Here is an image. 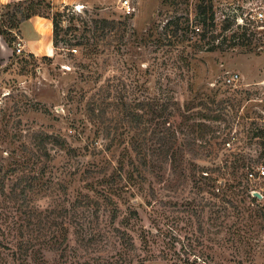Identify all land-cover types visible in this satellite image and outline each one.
Here are the masks:
<instances>
[{
    "label": "rangeland",
    "instance_id": "1",
    "mask_svg": "<svg viewBox=\"0 0 264 264\" xmlns=\"http://www.w3.org/2000/svg\"><path fill=\"white\" fill-rule=\"evenodd\" d=\"M124 1L0 5V264H264V0ZM205 8L222 49L184 36ZM31 10L52 56L17 51Z\"/></svg>",
    "mask_w": 264,
    "mask_h": 264
},
{
    "label": "trees",
    "instance_id": "2",
    "mask_svg": "<svg viewBox=\"0 0 264 264\" xmlns=\"http://www.w3.org/2000/svg\"><path fill=\"white\" fill-rule=\"evenodd\" d=\"M39 4V3H37ZM32 15H41V16H45V17H49L47 15H42L40 14L38 11H34V10H31L27 13V15L25 16L27 18L31 17ZM64 15V13L62 11H58L56 13V15L52 16V22H53V42H54V45L55 47L58 46V42L61 41L58 39V36H59V30H60V19L61 17ZM198 20L199 22L203 25V28L200 29V27L194 25L191 29V31H189V28L191 27V25H189V21H188V26L186 28H184V36H187L186 34L188 33H192V35H197L199 36L200 40H204L206 41L204 44L206 45L205 47H203L202 45H197L198 47V50H202V51H215L217 49H222L221 45L220 44H217L216 43V40L218 39V36L216 33H214V31H212V29H210V26L211 27H214L215 26V15H214V12L212 11V8H210L209 10L208 9H203V10H200L199 13H198ZM189 20V19H188ZM172 20H169L165 26V33L169 30L168 28L173 25L172 24ZM94 24H95V28L98 30H101V36H105L107 34V31H105L107 28H109L110 30H114L116 29V25H115V22L114 21H108L107 19H103L102 21H97L95 20L94 21ZM229 25L227 24L225 26V30L228 29ZM101 28V29H100ZM179 26L178 24H175V26L170 29L169 34H166L165 36H175V37H178L179 35ZM1 35V33H0ZM239 37H245V34L243 35H237L236 33L232 34L231 36V40H236V38H239ZM186 39L189 40L188 37H185ZM63 40V39H62ZM82 42L80 41H77L76 44H81ZM222 44V43H221ZM234 44V43H233ZM226 142V141H225ZM224 142V144H225Z\"/></svg>",
    "mask_w": 264,
    "mask_h": 264
},
{
    "label": "crops",
    "instance_id": "3",
    "mask_svg": "<svg viewBox=\"0 0 264 264\" xmlns=\"http://www.w3.org/2000/svg\"><path fill=\"white\" fill-rule=\"evenodd\" d=\"M12 1L19 0H0V5L9 4ZM43 27L47 29L45 31L47 32L46 39L43 37ZM19 30L22 35V38L20 37L22 49L25 50V52L35 56H52L53 53H55L56 48L53 42V22L51 18L41 15H32L21 22ZM30 32H34V36L31 35ZM3 42L2 37H0V52L4 51L2 48Z\"/></svg>",
    "mask_w": 264,
    "mask_h": 264
},
{
    "label": "built area",
    "instance_id": "4",
    "mask_svg": "<svg viewBox=\"0 0 264 264\" xmlns=\"http://www.w3.org/2000/svg\"><path fill=\"white\" fill-rule=\"evenodd\" d=\"M122 6L127 13H132L135 11V7L131 6L128 0H125ZM83 8L84 7H80L79 4L75 5L74 12H82ZM236 20L239 22L240 26H251L255 24H257V26L262 25L260 23L264 21V7L256 9L253 12H247L245 14V18L242 15H239L238 17H236ZM22 48L23 47L21 41L17 42V51L21 52ZM72 51L76 52L77 48H72ZM66 68H70V67L66 66ZM240 79L241 76L238 72H231L224 75L223 83L226 85H231L239 82ZM232 143H233L232 140L230 139L226 140L225 146H228L230 148L232 147ZM248 176L250 180H253L256 177L262 178L264 177V168L259 169L257 173L250 171V173H248Z\"/></svg>",
    "mask_w": 264,
    "mask_h": 264
},
{
    "label": "water",
    "instance_id": "5",
    "mask_svg": "<svg viewBox=\"0 0 264 264\" xmlns=\"http://www.w3.org/2000/svg\"><path fill=\"white\" fill-rule=\"evenodd\" d=\"M253 195L258 198H263V195L259 191H253Z\"/></svg>",
    "mask_w": 264,
    "mask_h": 264
},
{
    "label": "bare ground",
    "instance_id": "6",
    "mask_svg": "<svg viewBox=\"0 0 264 264\" xmlns=\"http://www.w3.org/2000/svg\"><path fill=\"white\" fill-rule=\"evenodd\" d=\"M80 7H83V5L82 6L80 5Z\"/></svg>",
    "mask_w": 264,
    "mask_h": 264
}]
</instances>
